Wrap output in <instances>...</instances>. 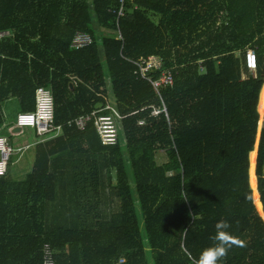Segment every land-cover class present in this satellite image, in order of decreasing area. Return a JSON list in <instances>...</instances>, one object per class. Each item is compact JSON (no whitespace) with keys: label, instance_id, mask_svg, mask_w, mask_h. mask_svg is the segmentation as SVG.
<instances>
[{"label":"trees","instance_id":"trees-1","mask_svg":"<svg viewBox=\"0 0 264 264\" xmlns=\"http://www.w3.org/2000/svg\"><path fill=\"white\" fill-rule=\"evenodd\" d=\"M119 7L0 0V31L11 33L0 41V103L13 96L33 111L36 90L48 88L64 126L39 146L25 180L11 178L12 158L0 177V264H44L45 244L56 264H150L146 250L151 264H190L222 218L245 242L222 264H264V0H127L121 16ZM78 31L91 46L73 47ZM150 56L163 60L151 81L138 66ZM168 72L173 84L154 86ZM108 105L121 115L116 144H104L93 122L69 124ZM77 158L85 169L61 170ZM61 200L69 227H48Z\"/></svg>","mask_w":264,"mask_h":264},{"label":"built area","instance_id":"built-area-1","mask_svg":"<svg viewBox=\"0 0 264 264\" xmlns=\"http://www.w3.org/2000/svg\"><path fill=\"white\" fill-rule=\"evenodd\" d=\"M127 0H119L120 7L118 15L124 14V7ZM11 35L10 31H0V41ZM93 36L86 31H78L74 38L72 45L75 49L81 50L92 45ZM163 60L158 56H150L147 59H142L138 63L140 75L149 81L152 80L150 72L158 70L163 67ZM246 68L253 71L257 66V58L253 49H248L246 53ZM172 77L168 73L163 74L161 79L153 82L154 86L160 88L164 85H172ZM112 111V114H101L103 111ZM161 113V110L154 111V114ZM56 119V104L52 91L45 87H39L36 90V107L33 111L20 112L17 116L16 126L20 129L27 127L35 128L41 137L54 138L63 133L64 126L57 125ZM121 120V115L110 105L103 110H95L86 115H80L76 119L69 122L70 125L75 124L80 130L86 129L89 122H93L104 144H116L119 138L118 122ZM143 123V122H140ZM23 147L15 149L7 140L6 137L0 135V176L7 172L8 161L10 157L16 152H22ZM44 264H56L54 262V251L50 245L45 244L43 248Z\"/></svg>","mask_w":264,"mask_h":264},{"label":"rangeland","instance_id":"rangeland-1","mask_svg":"<svg viewBox=\"0 0 264 264\" xmlns=\"http://www.w3.org/2000/svg\"><path fill=\"white\" fill-rule=\"evenodd\" d=\"M261 88H263V87H261ZM110 99L112 102H114V98L112 95H111ZM2 106H3V110L5 112V123L1 126V132L10 138L14 147H18L23 143L25 144L26 142L33 141L34 140V131L32 130V128H26L24 133H22L21 135H14L8 130V127L16 122L17 114L20 111L18 99L15 97H10V98H8L2 102ZM259 112H260L259 113V124H258L259 126H258L257 130H258V135L260 136L261 127L264 126V111L259 110ZM261 121H263V123H260ZM257 130H256V132H257ZM258 139H259V137L257 138L256 146L254 143V146L256 147L255 148L256 153L253 152V153H255L254 160H256V167H257L256 156L258 154V147L257 146H259L258 145ZM33 152L34 151L32 148L27 149V151H25L22 154V156L20 157V153H16V151H15V153L12 156V165H11V175L13 178L18 179L19 178L18 170L24 169V171H23L24 180L26 179V176L29 174V172L32 169V166L29 165V161H30L29 159H30L31 155H33ZM156 158H157V162L159 164H163L164 162L167 161V156L163 151H158ZM254 165H255V161L253 162V168H254ZM130 175H131V186H132V190H133V195L135 196V198H137L136 187H135V183L133 180V175H132V173H130ZM252 180H253L254 187L256 188L257 181L255 178L254 170L252 173ZM117 205L115 204V205H113V207L115 208ZM64 206H66V209ZM68 207H69L68 201L67 200H61L59 203L58 213L54 216V218L51 215L47 216L48 227H57V226L69 227L68 222H69L71 215L68 211ZM136 209H137V218H138L139 228H140L141 233L144 234L143 216H142V212L140 210L138 202L136 203ZM257 209H258V207H257ZM114 210H116V208ZM258 211L260 212L259 209H258ZM51 212H53V211H50V213ZM146 253H147V259L151 264V254L147 250H146Z\"/></svg>","mask_w":264,"mask_h":264},{"label":"clouds","instance_id":"clouds-1","mask_svg":"<svg viewBox=\"0 0 264 264\" xmlns=\"http://www.w3.org/2000/svg\"><path fill=\"white\" fill-rule=\"evenodd\" d=\"M211 243L203 248L198 256H189L190 264H222L233 246H244V241L234 235L231 224L226 219L218 220L214 225Z\"/></svg>","mask_w":264,"mask_h":264},{"label":"crops","instance_id":"crops-1","mask_svg":"<svg viewBox=\"0 0 264 264\" xmlns=\"http://www.w3.org/2000/svg\"><path fill=\"white\" fill-rule=\"evenodd\" d=\"M11 97H13V96H11ZM8 98H10V97H8ZM8 98H6V99H8ZM16 98V97H15ZM6 99H4V100H6ZM18 99V98H17ZM3 100V101H4ZM3 101H1V103H0V109H1V111H2V115H3V119H4V121H3V123L1 124V126L5 123V112H4V110H3V106H2V102ZM111 101V100H110ZM112 102V101H111ZM18 103H19V100H18ZM19 107H20V105H19ZM24 110H22L21 109V107H20V111L18 112V114L20 113V112H23ZM18 114H17V116H18ZM16 122H17V118H16ZM16 122L14 123V124H12V125H10L9 127H8V130L12 133V134H14V135H21L22 133H24V131H25V129L26 128H24V129H21L20 131L19 130H16ZM1 126H0V135L1 136H4V137H6L7 138V140H8V142L14 147V145H13V143H12V141L10 140V138L7 136V135H5V134H3L2 132H1ZM28 128H30V127H28ZM32 130L34 131L35 129H33L32 128ZM56 138V137H55ZM53 139V138H52ZM48 140H51V138L50 137H41V136H39L37 133H36V130L34 131V140L33 141H31V142H26L25 144L23 143V144H21L20 146H18V147H14L15 149H17V148H20V147H23L24 148V152L25 151H27V149H33V155H31V157H30V161H29V165L30 166H32V169H31V171L29 172V174H31V172H32V170H33V168H34V165H35V161H36V158H37V154H38V152H39V146L40 145H42V144H45V141H48ZM23 152V153H24ZM64 154V153H63ZM11 158H12V156L10 157V159H9V161H8V163H10V161H11ZM75 162V163H74ZM59 166H61V170L62 171H65L64 173H67L68 175L70 174V175H74L75 176V173H78V172H80V171H82L83 169H85V167L84 166H82V165H79V163H78V158H77V160H71V162L69 163V165L68 166H65V164H64V162H62V163H59ZM65 167V168H64ZM7 169H8V167H7ZM23 171H24V169L23 170H18V172H19V178L18 179H16V178H13L12 177V175H11V170H10V176H11V178L14 180V181H22V180H24V174H23ZM6 174V173H5ZM28 174V175H29ZM28 175L26 176V178L28 177ZM4 176V175H3ZM1 177V176H0ZM60 188H61V185H60V183L58 182V184H57V190H60ZM57 205V204H56ZM50 206H53V204L51 203L50 204ZM56 214H57V212H55Z\"/></svg>","mask_w":264,"mask_h":264},{"label":"water","instance_id":"water-1","mask_svg":"<svg viewBox=\"0 0 264 264\" xmlns=\"http://www.w3.org/2000/svg\"><path fill=\"white\" fill-rule=\"evenodd\" d=\"M16 130H21L20 127H16ZM263 207H264V204H263ZM263 211H264V208H263ZM261 213V212H260ZM261 215H263V213H261ZM264 216V215H263Z\"/></svg>","mask_w":264,"mask_h":264},{"label":"bare ground","instance_id":"bare-ground-1","mask_svg":"<svg viewBox=\"0 0 264 264\" xmlns=\"http://www.w3.org/2000/svg\"><path fill=\"white\" fill-rule=\"evenodd\" d=\"M261 133V132H260ZM260 139V138H259ZM259 143V142H258ZM250 167H251V163H250ZM259 197H260V193H259Z\"/></svg>","mask_w":264,"mask_h":264}]
</instances>
